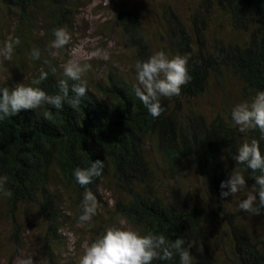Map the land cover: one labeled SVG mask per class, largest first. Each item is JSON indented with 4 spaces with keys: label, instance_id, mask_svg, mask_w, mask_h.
I'll return each instance as SVG.
<instances>
[{
    "label": "trees",
    "instance_id": "16d2710c",
    "mask_svg": "<svg viewBox=\"0 0 264 264\" xmlns=\"http://www.w3.org/2000/svg\"><path fill=\"white\" fill-rule=\"evenodd\" d=\"M214 1L229 26L246 36L244 40L209 38L210 0H203L187 18L176 11L171 0H163L156 16V45L146 36L138 9H114L113 22L123 46L134 56L133 77L135 64L154 51L190 57L191 80L181 86L180 95L160 99L164 111L158 117L150 116L135 96V83L109 70L96 83H86L88 91L80 105L66 100L60 110L42 105L0 121V176L7 177L5 187L12 193L0 196L4 207L0 212L17 245L24 244L25 233L18 215L29 208L33 220L42 223V248L48 262L55 264L64 228L63 206H70L78 222L85 190L95 195L99 206L107 202L101 194L105 189L113 203L105 218L88 229L92 241L119 220L141 234L150 230L172 240L183 238L184 246H191L193 264H264V235L248 232L241 215L232 213L222 201L227 198L219 197V184L233 168L243 169L248 187L255 183L251 171L236 165L228 149L235 152L242 141L259 139L260 134L257 130L239 132L230 118L219 113L208 118L196 103L212 81L222 83L227 76L237 82L242 98L250 99L264 90V0ZM0 5L16 18L10 42L18 39L19 43L13 49L18 53L26 46L23 55L19 54V69L25 74L23 57L31 66L24 82H17L13 75L7 79L0 75V85L9 90L16 84L29 85L43 70L49 73L47 78L34 86L55 94L57 81L67 78L49 55L48 45L53 29H71L79 0H0ZM40 34L36 43L34 37ZM32 48L40 50L39 60L30 59ZM68 83L71 87L75 82ZM260 143L264 150V141ZM97 159L104 162L101 175L89 185L76 184L73 169ZM191 172L200 179L203 200L191 195ZM249 215L264 221V210ZM209 227L220 230L219 256L205 243ZM152 264H179V259L174 256Z\"/></svg>",
    "mask_w": 264,
    "mask_h": 264
},
{
    "label": "clouds",
    "instance_id": "9594fccd",
    "mask_svg": "<svg viewBox=\"0 0 264 264\" xmlns=\"http://www.w3.org/2000/svg\"><path fill=\"white\" fill-rule=\"evenodd\" d=\"M52 37L48 48L51 50L49 55L54 57L57 50L64 49L70 43L71 36L65 27H58L53 29ZM18 43V39L11 42L5 40L0 46V55L7 59L13 52V45ZM76 52V48L71 49L72 56H75ZM29 56L31 60H39L41 52L38 48H32ZM189 59L187 53L169 57L164 51H154L147 59L135 64L136 84L133 85V92L153 118L164 111L160 99L180 95L181 86L191 80ZM88 68L87 63L82 64L69 58L62 65L63 77L67 79L61 78L57 81L55 94H48L40 87L34 86L47 78L49 73L43 70L39 72L38 79L32 80L29 85L16 84L11 90L0 85V121L15 116L20 110L34 111L42 105H50L60 110L66 100L73 105H80V98L88 91L86 81L82 79V74ZM51 72L55 73V68H52ZM69 80L75 82L71 87ZM229 115L232 125L236 126L239 132L257 130L260 134L259 139L242 141L235 152L228 149L235 164L250 170L253 174L250 178L255 181L246 197L238 201L236 209L239 212L259 215L261 210H264V150L260 143L264 141V90L256 91L249 100L234 104ZM103 168L104 162L97 159L91 161L87 167L73 169L72 177L76 184L86 186L101 175ZM245 181L243 169L233 168L227 179L219 184V197H232L245 188ZM6 183L7 177L0 176L2 197L12 195L5 187ZM80 208L78 223H90L98 208L96 197L90 190L83 193ZM184 245L185 240L179 236L172 240L150 230L141 234L132 227L110 226L92 242L82 246L79 264H152L157 260H171L174 256L178 257L179 264H193L194 257L188 250L191 246ZM20 264L34 262L31 256H26L21 259Z\"/></svg>",
    "mask_w": 264,
    "mask_h": 264
},
{
    "label": "rangeland",
    "instance_id": "374dc122",
    "mask_svg": "<svg viewBox=\"0 0 264 264\" xmlns=\"http://www.w3.org/2000/svg\"><path fill=\"white\" fill-rule=\"evenodd\" d=\"M163 0H79V12L73 20V24L68 33L71 36L70 43L65 46V50H57L54 56V63L58 69H62V65L69 59H76L80 63H87L88 70L82 74V79L86 83H96L109 70L117 77L124 79L129 83H135L136 79L132 74V66L134 56L130 50H127L122 43L120 32L113 22L114 9L121 6L135 7L141 14V21L146 36L151 38L152 45H156L158 40L157 31V11ZM203 0H171L176 11L183 17L187 18L192 10L196 8ZM207 3V9L210 13L207 32L209 38L220 37L232 41H241L245 39V35L234 31L228 24L226 17L219 10L218 4L214 0ZM16 18L14 14L0 5V46L5 40L10 42L14 34ZM41 34L34 37V41H40ZM153 38H156L155 40ZM35 45V44H32ZM26 46H22L16 53L13 52L7 59L0 55V75L3 79L7 76H14L17 82H24L25 78H29L31 66L28 60L23 57L25 65V74L17 64L19 54L23 55ZM76 48L75 56L71 55V49ZM51 50L49 49V52ZM65 52V55L62 53ZM96 53V54H93ZM244 100L240 95L237 82L230 77H226L222 83L212 81L207 91L202 97L197 99L196 103L200 111L208 118L215 114H222L230 118L231 107ZM189 188L191 195L196 200H203L204 192L200 184V179L191 172L188 175ZM250 187L245 184V188L238 191L232 197L222 200L228 205L232 213L241 215L240 221L245 228L253 235H264V221L258 216H250L249 213L237 211L236 205L239 200L246 197ZM101 194L106 200L107 206L103 202L98 206V214L96 219H92L90 223L81 225L74 221L73 210L66 204L62 211L65 213L63 222L64 228L61 232V241L56 250L55 264H79V256L82 253V246L92 242V234L88 232L91 224L97 225L105 218L108 209L112 206L113 201L110 200V193L101 189ZM0 200V211H4L3 204ZM68 215V216H66ZM22 224V230H25L21 246L17 245L16 239L11 235V227L7 218L0 212V264H20L23 257L31 256L34 264H49L48 256L43 251L44 241L42 238V223L39 220H33V212L27 208V211H20L18 215ZM114 224L118 227H130L124 221L116 220ZM220 230L215 231L212 227L207 229L205 243L213 249L214 253L219 256L221 253L219 246Z\"/></svg>",
    "mask_w": 264,
    "mask_h": 264
}]
</instances>
